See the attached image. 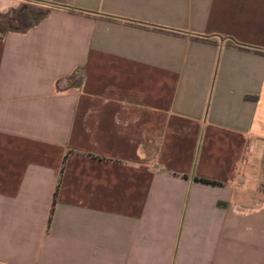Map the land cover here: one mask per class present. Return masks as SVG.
I'll use <instances>...</instances> for the list:
<instances>
[{
  "label": "crops",
  "instance_id": "obj_1",
  "mask_svg": "<svg viewBox=\"0 0 264 264\" xmlns=\"http://www.w3.org/2000/svg\"><path fill=\"white\" fill-rule=\"evenodd\" d=\"M0 264H264V0H51L0 35Z\"/></svg>",
  "mask_w": 264,
  "mask_h": 264
},
{
  "label": "rangeland",
  "instance_id": "obj_2",
  "mask_svg": "<svg viewBox=\"0 0 264 264\" xmlns=\"http://www.w3.org/2000/svg\"><path fill=\"white\" fill-rule=\"evenodd\" d=\"M19 9L7 13H0V35L7 31H22L33 24L47 11L51 0H22Z\"/></svg>",
  "mask_w": 264,
  "mask_h": 264
},
{
  "label": "trees",
  "instance_id": "obj_3",
  "mask_svg": "<svg viewBox=\"0 0 264 264\" xmlns=\"http://www.w3.org/2000/svg\"><path fill=\"white\" fill-rule=\"evenodd\" d=\"M42 16H44V15H42ZM42 16H41V17H42ZM41 17H40V18H41ZM40 18H38L37 20H39ZM37 20H36V21H37ZM36 21H35V22H36ZM35 22H34V23H35ZM34 23H33V24H34ZM31 25H32V24H31ZM31 25H29V26H31ZM29 26H27L26 28H28ZM26 28H24L23 30H25ZM23 30H22V31H23ZM53 202H54V196H53V199H52V205H53ZM52 205H51V206H52ZM48 221H49V217H48Z\"/></svg>",
  "mask_w": 264,
  "mask_h": 264
}]
</instances>
